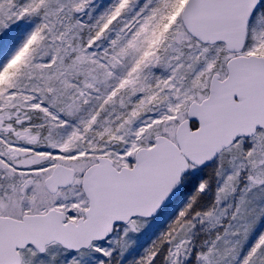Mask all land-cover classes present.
<instances>
[{"label":"snow or ice","instance_id":"6c2138e0","mask_svg":"<svg viewBox=\"0 0 264 264\" xmlns=\"http://www.w3.org/2000/svg\"><path fill=\"white\" fill-rule=\"evenodd\" d=\"M0 264H264V0H0Z\"/></svg>","mask_w":264,"mask_h":264}]
</instances>
